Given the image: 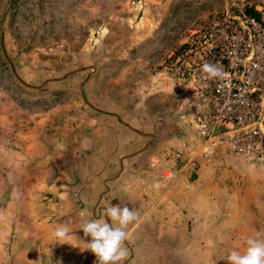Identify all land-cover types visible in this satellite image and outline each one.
<instances>
[{
	"label": "rangeland",
	"instance_id": "obj_1",
	"mask_svg": "<svg viewBox=\"0 0 264 264\" xmlns=\"http://www.w3.org/2000/svg\"><path fill=\"white\" fill-rule=\"evenodd\" d=\"M228 1L0 0V264H89L84 261L86 247L72 245L75 232L68 229L63 243L53 235L58 227H68L71 216L65 200L56 212L31 217V202L41 207L47 200L26 198L30 186L39 191L53 188L48 182L18 183L17 177L46 174L32 162L47 160L48 145L62 141L58 124L63 112L69 104L78 108V98L71 95H78L81 82L92 74L96 85L120 96L132 86L145 89L150 84L169 93L176 90L178 85L162 76L161 67L191 29ZM23 141L26 147L19 150L16 146ZM215 155L223 167L217 178L240 188L245 176L258 175L264 191V156L235 157L220 146ZM203 164L213 171L211 162ZM236 164L247 169L240 171ZM47 174V179L54 176L52 171ZM240 233L248 238L255 232ZM259 233L264 239V229ZM32 243L46 261H25L33 255ZM76 249L78 256L72 253Z\"/></svg>",
	"mask_w": 264,
	"mask_h": 264
},
{
	"label": "crops",
	"instance_id": "obj_2",
	"mask_svg": "<svg viewBox=\"0 0 264 264\" xmlns=\"http://www.w3.org/2000/svg\"><path fill=\"white\" fill-rule=\"evenodd\" d=\"M94 77L81 82L78 95H71L78 98L79 106L69 104L63 112L58 124L62 141L48 145L47 160L32 162L33 168H45L46 174L17 177L18 183L48 182L53 188L39 191L30 186L26 198L47 201L41 207L31 202L28 214H51L65 200L71 216L67 228L75 232L72 245L86 247L90 237L80 229L82 224L105 219L104 210L112 203L127 204L137 219L126 229L124 264H228L222 259L228 252L246 247L241 231L251 229L256 234L264 229V191L258 175L245 176L243 187L236 188L200 164L194 173L181 172L164 181L159 172L170 162L167 150L177 147L180 139L193 149L199 143L185 87L176 85L169 93L161 85L132 86L120 96L96 85ZM24 143L16 147L23 150ZM236 165L240 171L247 169ZM50 171L54 176L47 179ZM33 245V255L25 261H46ZM72 253L78 256L80 251ZM86 254L84 261L96 264L95 254L89 250Z\"/></svg>",
	"mask_w": 264,
	"mask_h": 264
},
{
	"label": "built area",
	"instance_id": "obj_3",
	"mask_svg": "<svg viewBox=\"0 0 264 264\" xmlns=\"http://www.w3.org/2000/svg\"><path fill=\"white\" fill-rule=\"evenodd\" d=\"M263 14L264 0H229L191 29L161 67L165 79L185 87L199 142L193 149L180 139L167 150L170 162L159 172L164 181L194 173L204 161L218 175L223 170L215 155L219 146L235 157L264 156ZM206 63L222 74L208 78L202 70Z\"/></svg>",
	"mask_w": 264,
	"mask_h": 264
},
{
	"label": "clouds",
	"instance_id": "obj_4",
	"mask_svg": "<svg viewBox=\"0 0 264 264\" xmlns=\"http://www.w3.org/2000/svg\"><path fill=\"white\" fill-rule=\"evenodd\" d=\"M203 72L208 78H216L222 74V69L212 64H204ZM105 219H90L84 222L80 229L85 237H90L85 249L95 254L96 264H124L128 257L125 246L128 239L127 228L137 219V213L130 206L111 204L104 210ZM68 228L58 227L53 233L56 242L63 243L68 237ZM256 233L246 239L243 252L232 250L223 257L228 264H264V239Z\"/></svg>",
	"mask_w": 264,
	"mask_h": 264
},
{
	"label": "trees",
	"instance_id": "obj_5",
	"mask_svg": "<svg viewBox=\"0 0 264 264\" xmlns=\"http://www.w3.org/2000/svg\"><path fill=\"white\" fill-rule=\"evenodd\" d=\"M249 13H253L252 11H250Z\"/></svg>",
	"mask_w": 264,
	"mask_h": 264
}]
</instances>
